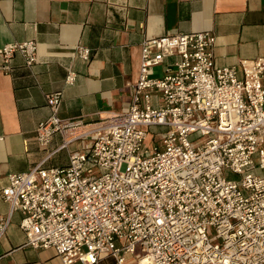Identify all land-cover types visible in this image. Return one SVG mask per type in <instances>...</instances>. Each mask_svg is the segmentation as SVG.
Instances as JSON below:
<instances>
[{
	"label": "built area",
	"instance_id": "built-area-1",
	"mask_svg": "<svg viewBox=\"0 0 264 264\" xmlns=\"http://www.w3.org/2000/svg\"><path fill=\"white\" fill-rule=\"evenodd\" d=\"M215 41L207 30L146 40L129 109L98 121L62 118L63 91L48 95L38 143L60 133L62 147H81L65 166L9 175L1 194L22 212L27 244L54 248L60 264H124L127 253L137 264H264V57L217 66ZM17 52L29 68L38 61L35 40L7 43L3 70ZM75 53L92 55L85 45ZM167 56L153 76L151 65ZM77 76L70 64L66 83ZM154 126L163 130L150 149Z\"/></svg>",
	"mask_w": 264,
	"mask_h": 264
},
{
	"label": "crops",
	"instance_id": "crops-1",
	"mask_svg": "<svg viewBox=\"0 0 264 264\" xmlns=\"http://www.w3.org/2000/svg\"><path fill=\"white\" fill-rule=\"evenodd\" d=\"M206 30L216 36L217 66L264 57V0H0V49L35 40L39 55L29 68L17 52L5 71L0 53V224L9 220L0 236V264L61 262L54 248L27 244L22 212L12 210L1 194L11 173L39 164L65 166L69 151L81 147L79 142L62 147L60 133L47 146L38 143L37 126L50 114L48 95L63 91L62 118L92 122L125 112L140 73L142 44L167 33ZM77 45L91 49L89 60L76 55ZM172 59L151 65L153 76L161 77ZM70 64L78 76L68 84ZM152 94L157 105L159 92ZM125 257L124 264H137L133 253ZM99 264L116 261L107 258Z\"/></svg>",
	"mask_w": 264,
	"mask_h": 264
},
{
	"label": "rangeland",
	"instance_id": "rangeland-1",
	"mask_svg": "<svg viewBox=\"0 0 264 264\" xmlns=\"http://www.w3.org/2000/svg\"><path fill=\"white\" fill-rule=\"evenodd\" d=\"M155 129H157V127L156 126H154V127H151V132H150V134L148 135V137L146 138V140H145V143H144V146L145 147H148V148H150V149H152L155 145H157V144H159V142L157 141V139L155 140L154 139V137H153V131L155 130ZM200 136V134L199 133H194L192 136H191V139H197L198 137ZM210 136H212V135H210ZM204 138V137H203ZM195 143H198V140H196L195 141ZM263 171H260L259 169H258V173H262ZM226 176L228 177V178H239V176L237 175V174H234L232 171H230V170H226ZM209 231H210V234H211V236H212V238L214 239V240H216V237H214L215 236V234H213V229L210 227L209 228Z\"/></svg>",
	"mask_w": 264,
	"mask_h": 264
}]
</instances>
